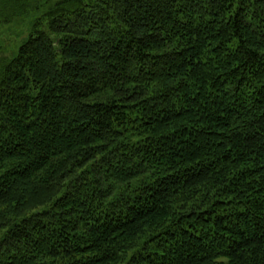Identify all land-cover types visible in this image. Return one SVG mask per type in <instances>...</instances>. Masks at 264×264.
Masks as SVG:
<instances>
[{
  "label": "trees",
  "instance_id": "1",
  "mask_svg": "<svg viewBox=\"0 0 264 264\" xmlns=\"http://www.w3.org/2000/svg\"><path fill=\"white\" fill-rule=\"evenodd\" d=\"M0 264H264V0H0Z\"/></svg>",
  "mask_w": 264,
  "mask_h": 264
}]
</instances>
